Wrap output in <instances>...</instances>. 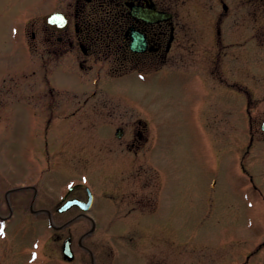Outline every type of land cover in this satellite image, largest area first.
Instances as JSON below:
<instances>
[{"label":"rangeland","instance_id":"rangeland-1","mask_svg":"<svg viewBox=\"0 0 264 264\" xmlns=\"http://www.w3.org/2000/svg\"><path fill=\"white\" fill-rule=\"evenodd\" d=\"M42 4L0 0V216L12 212L7 236L0 234V264H90L85 247L98 264L108 256L115 264H123V258L130 263L128 254L134 252L145 264L149 254L153 264L243 263L264 230V137L256 126V142L246 154V98L206 93L197 118L193 103L198 99L170 93L153 81V72H135L116 90L130 99L122 108L132 115L133 125L141 126L138 120L148 125V141L138 152L129 151L125 139L105 140L82 125L70 133L52 127L46 138L31 111L43 117L36 98L42 85L37 75L31 76L38 65L30 61L27 70L16 73L28 60L25 49L16 45L22 22ZM175 9L185 27L195 30L214 27L215 14L223 11L216 0L179 1ZM223 21L228 30L229 16ZM13 29H19L16 35ZM230 57L223 55L218 73L234 77L244 90L253 73L264 75V66H254L252 73L240 57ZM258 86L253 95L256 125L264 118V83ZM91 107L92 102L86 108ZM73 183H84L96 194L89 212L96 226L91 230L88 222L79 221L71 227L73 262L63 261L62 255L42 257L40 243L52 230L42 216L32 215L31 203L34 210L52 207ZM76 194L86 197L84 188ZM139 199L143 205L133 209ZM86 232L91 234L81 238ZM262 252V261L254 258V264H264Z\"/></svg>","mask_w":264,"mask_h":264},{"label":"flooded vegetation","instance_id":"flooded-vegetation-1","mask_svg":"<svg viewBox=\"0 0 264 264\" xmlns=\"http://www.w3.org/2000/svg\"><path fill=\"white\" fill-rule=\"evenodd\" d=\"M179 1L184 0H40L44 6L39 10L23 9L34 16L28 17L20 29L21 38L16 45L25 49L28 60L26 68L16 73L27 70L30 61L38 65V69L32 72H38L37 81L42 85L36 98L44 114L40 118L35 112L34 118L41 120L40 126L45 127V133H50L52 127L67 129L70 133L82 125L105 140L125 139V147L138 152L148 141L145 134L148 125L142 120L137 122L141 126L136 128L133 125L132 115L122 108V103L130 99L116 89L125 78L144 71L153 72V81L166 86L170 93L181 92L198 99L193 103L197 118L202 115L199 100L206 93H238L246 98L249 142L245 152H250L256 142V126L264 137V118L258 125L254 121L256 99L253 97L259 90L258 84L264 83V75L252 72L254 66H264V0H216L226 8L222 6L223 11L215 14L214 27L197 30L185 27L181 21V14L175 9ZM154 10L168 12L171 16L157 22ZM47 16L52 18L46 21ZM226 16L230 19L228 30L222 27ZM223 55L240 57L250 66L253 74L245 90V86L234 77L219 75ZM160 71H164L163 75L156 76ZM9 83L14 85L15 82L11 78ZM47 85L48 91L45 90ZM55 85L59 88L56 92ZM91 102L93 107L88 110L86 107ZM119 129L122 135L117 138ZM102 147H105L103 142ZM25 188L37 190L32 185ZM82 188L76 186L70 192L66 190L52 207L34 210V202L31 203L32 215L42 216L45 226L52 230L48 240L40 243L42 257L53 259L61 255L63 230L66 229L64 233L67 231L64 238H69L72 243L71 227L75 223L86 221L91 226L96 225V220L89 214L95 205V193L87 212L78 206L60 210L69 199L87 201L85 187L86 197L76 194ZM134 202L133 209L143 205L142 199ZM11 214L10 209L8 217L0 216V222L7 223ZM262 236V242L246 253L240 264L262 261L264 230ZM85 250L90 264H98L95 254L86 247ZM128 255L132 262L127 263L123 258V264H145L139 253ZM254 258L257 259L252 262ZM149 259L146 264H153L151 254ZM102 263L115 264L111 256Z\"/></svg>","mask_w":264,"mask_h":264},{"label":"water","instance_id":"water-1","mask_svg":"<svg viewBox=\"0 0 264 264\" xmlns=\"http://www.w3.org/2000/svg\"><path fill=\"white\" fill-rule=\"evenodd\" d=\"M168 15L167 13L165 12H156L154 11V17L155 19L159 22L161 20H166L168 18ZM52 16H47L45 18L46 21H48ZM120 132V131H119ZM119 135V133H118ZM74 202V201H73ZM92 202V194L90 193V191L88 190V202L84 205L83 209H87V206H89ZM76 203V202H74ZM63 254H64V257L67 259V260H72L73 258V254L71 252V247H70V241L67 239L63 245Z\"/></svg>","mask_w":264,"mask_h":264}]
</instances>
